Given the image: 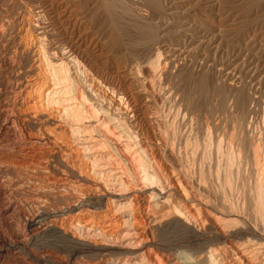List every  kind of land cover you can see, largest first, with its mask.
<instances>
[{"label": "bare ground", "instance_id": "6f19581e", "mask_svg": "<svg viewBox=\"0 0 264 264\" xmlns=\"http://www.w3.org/2000/svg\"><path fill=\"white\" fill-rule=\"evenodd\" d=\"M251 1L252 9L264 2ZM137 2L147 8L145 17L133 13L127 0H11L2 7L0 38L12 35L13 50L0 57V264H252L249 246L230 243L245 235L264 240L229 198L235 155H229L230 166L222 171V191L211 196L206 171L198 168V175L191 176L175 156L177 142L168 147L170 136L156 132L152 123L155 91L178 93L177 79L191 84L192 69L200 62L194 53L201 55L203 66L208 63L202 57L213 45L207 21L197 28L188 19L177 21L182 15L178 10L195 0ZM196 6L204 14L216 13L219 26L237 14L235 26L247 23L239 27L240 33L250 24L242 17V10L249 14V3L243 9L238 0H198ZM102 11L117 28L123 21L136 32L139 51L125 47L130 56L120 54L125 43L118 32L108 33L111 51L120 54L116 72L102 65L94 51ZM207 71L192 81L194 91L203 96L213 81ZM126 74L134 77L132 82ZM224 75L219 72L212 91L223 109L233 101L244 132L254 112L252 88L237 76L239 82L227 91L225 83H217ZM250 146L260 170L255 195L250 196L253 216L263 220V147L259 142ZM51 249L67 253L68 260Z\"/></svg>", "mask_w": 264, "mask_h": 264}, {"label": "rangeland", "instance_id": "374dc122", "mask_svg": "<svg viewBox=\"0 0 264 264\" xmlns=\"http://www.w3.org/2000/svg\"><path fill=\"white\" fill-rule=\"evenodd\" d=\"M1 1H3L1 3ZM6 5L5 0H0V9H2L0 11L1 14H4V10L5 8H7L10 3L11 0H6ZM13 1V0H12ZM127 0V4H129L128 6L132 8L133 13L135 12V14H139L141 17H145L144 14L147 13V8L145 6L139 5L137 4V0L136 1H129ZM194 1V0H192ZM198 0H195V3H191V2H186L185 3V8L184 6H182L181 9L178 10V12H180L182 15H180L181 17L177 18V21L180 23H184L187 19L186 22H191V24L195 25V27L197 28L198 26H200L201 24H205L206 21V27L209 29V38H212L211 42L213 43L212 46H208L209 49L208 52H205L203 54L202 57L207 56L208 63H206L204 66L202 65L203 62L201 61V55L196 52L194 54H196L195 58L197 57V62L198 63V67L195 66L192 71H193V79H190L189 81L191 82V84L188 82H185L181 79H177L178 82H176V90L179 93H176L175 91L172 93L168 92H161L159 89L158 91H155V93H157V101L155 104V115L153 116V127L156 130V132H158V130H161L162 132H165V136H170L169 138L167 137V140L170 141V145H168V147L170 146H174L172 144H174L173 142H177L174 147L175 148V156H177L178 160H180V165L184 166L185 168H187V170L189 171V174L192 176V174L198 175L199 171L204 169V171H206V181H207V187L208 190L210 191L209 193L212 194L211 196H214L215 193H220L222 191V181L224 179L223 177V170L224 168H226V166H230L229 162H228V158L230 157H234L236 158V154H238V151H241L239 156L237 155V158L235 160V158L232 160L235 163H231V168H233V175H232V187L228 189V194H229V198L232 200V202H236L234 203L236 209L238 208L237 212L240 216H242V218H244V221L247 224H252V226H256V228L259 230L260 233L264 234V225H262L264 223V219L261 220L262 218L258 217L256 214L255 216H253L254 214V202L253 199L251 197H254L253 194L255 193V189L257 186V182L260 179V176H258L260 174V170L258 168V164L254 159L253 156V148L252 146H250V143H256L261 144V165L264 161V2L263 5H261L258 9L255 7L252 9L253 5L251 0H238V3L241 4V6L243 7V9L247 8L248 3V10L249 14L248 17H245L247 15L244 14L245 10L243 11V15L244 16L243 19L248 20V22L250 24H248V28L246 30H242L243 32L240 33L239 31L241 30V28H239L240 26H244L247 23H239L236 26L238 27V30L236 29L237 27L235 26L236 23L234 22H238V18L237 14H235L232 18V16L230 17V19L227 22L222 23V25L219 24L214 21V19L216 18L218 20V18L216 17L217 15L214 14L213 12H209L208 14L204 12H199V8L197 9L196 6V2ZM248 1V2H247ZM132 4H131V3ZM135 3V4H133ZM2 4H4L3 6H1ZM187 5V6H186ZM247 5V6H246ZM5 8H2L4 7ZM7 6V7H6ZM133 6V7H132ZM196 6V9H194ZM263 6V7H262ZM140 7V8H139ZM192 8L194 10H192ZM135 10V11H134ZM138 10V11H137ZM185 10V11H184ZM192 12H191V11ZM259 12H257V11ZM3 11V13H2ZM140 11V12H139ZM251 11V12H250ZM183 12V13H182ZM197 12V13H196ZM253 12V13H252ZM190 13V14H189ZM201 13V14H200ZM238 13V12H237ZM247 13V12H246ZM251 13V14H250ZM0 14V15H1ZM185 14H189V15H185ZM207 14V15H206ZM210 14V16H209ZM257 14V15H256ZM101 18L103 21V24L101 23V35L97 36L95 38V41H97L98 47L96 49H94V51L96 52V54L98 55V59L99 62L104 65L105 67H111L108 68L113 72H116V70H119L118 65H117V60L120 57V54H122L123 52V56H130V48H134L136 46V32L134 30V28L129 27L127 24H125L123 21L119 22V27L117 28L114 23H112L109 19V17L107 16V13L105 12H101ZM202 15H204L202 17ZM262 15V16H261ZM2 16V15H1ZM0 16V17H1ZM189 16V17H188ZM199 16V17H198ZM207 16V17H206ZM147 17V16H146ZM188 17V18H187ZM193 17V18H192ZM196 17V18H194ZM237 17V18H236ZM259 17V18H258ZM232 18V20H231ZM257 18V19H256ZM205 20V23L203 22ZM207 19V20H206ZM241 19V21L243 20ZM259 19V20H258ZM263 19V20H261ZM108 20V21H107ZM191 20V21H189ZM203 20V21H202ZM253 20V21H252ZM240 21V19H239ZM209 22V23H208ZM260 22V23H259ZM113 24V25H112ZM226 24V25H225ZM234 24V25H232ZM257 24V25H256ZM263 24V25H262ZM122 25V26H121ZM255 25V26H254ZM112 26V27H111ZM212 28H211V27ZM224 26V28H223ZM129 27V28H127ZM187 26H184V28ZM236 27V28H235ZM120 28V29H119ZM123 28V29H122ZM195 28V29H196ZM224 30H223V29ZM235 28V29H234ZM257 28V29H256ZM178 29V28H176ZM217 29V30H216ZM259 29V30H258ZM105 30V31H104ZM112 30V31H111ZM115 30V31H114ZM131 30V31H130ZM220 30H223L222 33L220 32ZM226 30V31H225ZM229 32H228V31ZM257 30V31H256ZM110 31V32H109ZM130 31V32H129ZM235 31V32H234ZM106 32V33H105ZM113 32H118V35H120V39L122 41V43L124 44V46H122L123 48L121 49V53H116V51H111V47H110V43L108 40V37L110 33ZM109 33V34H108ZM220 33V34H219ZM240 33V34H239ZM15 34V33H14ZM228 34V35H227ZM223 35V36H222ZM236 35V36H235ZM240 35V36H239ZM243 35V36H242ZM257 35V36H254ZM7 35L5 38H0V57L3 58L4 52L7 53L9 51H12L13 49L11 48V37L12 35ZM124 37V38H123ZM129 37V38H128ZM236 37V38H235ZM263 37V38H262ZM126 38V39H125ZM214 38V39H213ZM8 39V40H7ZM132 39V40H131ZM218 39V40H217ZM236 41H235V40ZM102 40V41H101ZM127 40V41H126ZM234 40V41H233ZM238 40V41H237ZM263 40V41H262ZM6 41V42H4ZM9 41V42H8ZM216 41V42H213ZM197 39L195 41L194 39V46H197ZM220 42V43H218ZM224 42V43H223ZM260 42V43H259ZM6 43V44H5ZM217 43V44H216ZM240 43V44H239ZM247 43V44H246ZM220 44V45H219ZM224 44V45H223ZM127 45V46H126ZM134 45V46H133ZM215 45L220 46L221 50H218V48L215 47ZM130 47V48H125V47ZM214 46V48H212ZM221 46H224L223 48ZM247 46V48H246ZM8 47V48H7ZM101 47V48H100ZM99 48V49H98ZM138 48V47H137ZM136 47L134 48L136 52H138L139 48L137 49ZM219 48V49H220ZM254 48V49H253ZM256 48V49H255ZM8 49V50H7ZM216 49V50H215ZM238 49V50H237ZM263 49V50H262ZM218 50V51H217ZM223 50V52H222ZM240 51V52H239ZM263 53H262V52ZM147 52V51H146ZM145 52V53H146ZM235 52V53H234ZM237 52V53H236ZM260 52V53H259ZM216 53V54H215ZM243 53V54H241ZM262 53V54H261ZM104 54V55H103ZM115 54V55H114ZM257 54V55H256ZM119 55V56H118ZM200 55V56H198ZM205 55V56H204ZM226 55V56H225ZM232 55V56H231ZM254 55V56H253ZM258 57V58H257ZM0 58V59H2ZM112 58V59H111ZM255 58V59H254ZM211 60V61H209ZM225 60V61H224ZM232 60V61H231ZM236 60V61H235ZM240 60V61H239ZM222 61V62H221ZM107 62V63H106ZM211 62V63H210ZM218 62V63H217ZM221 62V63H220ZM223 63V64H222ZM212 66H211V65ZM226 64V65H225ZM116 65V66H115ZM180 66H182L180 64ZM179 66V67H180ZM200 67V68H199ZM204 67V68H203ZM235 67V68H234ZM203 68V69H202ZM214 72L212 73L210 71V73H208V71L206 73H208V76L211 78V80L213 79V81L210 83V88L208 89V94L204 95L201 92L194 91L195 86L194 84H192V81L194 82V79L196 80L200 75H202V73L205 74L204 71H206L207 69H209ZM213 68V69H212ZM174 69V68H173ZM178 70L177 68H175L174 71ZM214 70V71H213ZM220 70V71H219ZM241 70V71H240ZM248 70V71H247ZM217 71V72H216ZM225 71V72H224ZM219 72H223L225 75L223 77V79H218L217 83L219 84H224L225 85V89L230 91L229 87H233L236 86L234 85V83L237 84V82H239L237 79H239V77L241 78V80L243 79V81L251 86L252 90H251V94L254 98V102L252 103L254 112L251 114V116L248 118V122L245 126V134L244 132H242V123L243 122L241 120V113L239 111V109H237V107H235L233 105V101H229L228 104L226 105V107L223 109L220 107V105L218 104L219 102V97L217 95H215V93L212 91L213 90V86H214V82L216 81V77L219 74ZM212 73V74H211ZM218 73V74H217ZM230 73V74H229ZM253 73V74H252ZM203 74V75H204ZM198 75V77L196 76ZM227 75V76H226ZM228 75H231L230 79L228 78ZM232 75L235 76V80H231ZM127 81L128 82H132L134 77L126 74ZM195 76V78H194ZM239 76V77H237ZM227 77V78H226ZM237 77V79H236ZM252 77V78H251ZM261 77V78H260ZM224 80V81H223ZM222 81V82H221ZM235 81V82H232ZM248 81V82H247ZM185 82V83H184ZM187 83V85H185ZM230 83V84H229ZM232 83V84H231ZM254 83V84H253ZM188 84L190 85V87L188 86ZM213 86H212V85ZM194 87H193V86ZM253 85V86H252ZM256 85V86H255ZM180 88H179V87ZM184 87V88H183ZM188 87V88H187ZM187 88V89H186ZM191 88V89H190ZM182 89V90H181ZM261 89V90H260ZM180 90V91H179ZM190 90V91H188ZM192 90V91H191ZM188 92L187 95L186 93ZM194 94H192V93ZM159 93V95H158ZM163 93V94H161ZM172 94V95H171ZM177 94V95H176ZM192 94V96H191ZM163 95V98H162ZM175 95V96H174ZM185 95V96H184ZM184 96V97H183ZM168 97V98H167ZM170 97V98H169ZM178 97V98H177ZM189 99H188V98ZM190 100V105H186V99ZM180 99V100H179ZM192 99V100H191ZM187 100V101H188ZM193 101V102H192ZM161 102V103H160ZM183 102V103H182ZM181 106H180V104ZM193 103V104H191ZM159 104V105H158ZM175 104V105H174ZM178 105V106H177ZM183 105H185L183 107ZM196 106V107H195ZM215 107V108H214ZM161 108V109H160ZM171 108V109H170ZM187 108V109H186ZM220 108V109H219ZM229 109V110H228ZM191 110V111H190ZM160 117H159V116ZM178 115V116H177ZM164 117V118H163ZM169 117V118H168ZM184 118V119H183ZM172 119V120H171ZM220 119V120H219ZM222 119V120H221ZM155 120V121H154ZM218 121V122H217ZM221 121L223 123H221ZM240 121V122H239ZM156 122V124H155ZM161 122V123H160ZM217 122V124H216ZM240 123V124H239ZM155 124V126H154ZM167 126H166V125ZM175 124V125H173ZM219 124V125H218ZM159 125V126H158ZM191 125V126H190ZM159 128H158V127ZM216 126V128H214ZM249 126V128H248ZM157 127V128H155ZM168 127V128H167ZM210 127V128H209ZM239 127V128H238ZM163 128V129H162ZM166 129V130H165ZM209 129V130H208ZM248 130V134H247V130ZM169 132H168V131ZM215 130V131H213ZM240 130V131H239ZM161 131H159L161 133ZM175 133H174V132ZM158 132V133H159ZM207 132V133H206ZM212 132V133H211ZM214 132V133H213ZM157 133V134H158ZM168 133V134H166ZM210 133V134H209ZM243 134L240 135V134ZM178 134V135H176ZM207 135V136H206ZM206 136V137H205ZM213 136V137H212ZM235 138H234V137ZM209 137V138H208ZM177 138V139H176ZM193 138V139H192ZM195 138V139H194ZM208 138V139H207ZM217 138V139H216ZM223 138V139H222ZM226 138V139H225ZM237 138V139H236ZM189 139V140H187ZM200 139V140H199ZM212 139V140H211ZM232 139V140H231ZM247 139H250L247 140ZM176 140V141H175ZM196 140V142H195ZM206 142L204 144V141ZM247 140V141H245ZM255 140V142H254ZM259 140V141H258ZM167 141V142H168ZM173 141V142H172ZM183 141H187V142H183ZM201 141V143L198 142ZM209 141V142H208ZM245 141V144H241L242 142ZM258 141V142H257ZM203 142V143H202ZM208 142V144H207ZM220 142V143H219ZM233 142V143H232ZM181 143V144H180ZM185 143V144H184ZM215 145H214V144ZM222 143L223 147H222ZM227 143V144H226ZM169 144V142H168ZM196 144V145H195ZM199 144V145H198ZM204 144V145H203ZM207 144V145H206ZM233 144V146H231ZM249 144V145H248ZM187 145V146H186ZM212 145V146H211ZM219 147H218V146ZM221 145V146H220ZM236 145V146H235ZM181 146V147H180ZM184 146V147H183ZM195 146V147H194ZM199 146V147H198ZM204 146V147H202ZM217 146V147H216ZM230 146V147H229ZM239 148H236V147ZM194 147V148H193ZM202 147V148H201ZM216 147V148H215ZM229 149H228V148ZM184 148V150H183ZM201 148V150H199ZM235 148V149H234ZM187 149V150H186ZM196 149V150H195ZM216 149H219V151H217ZM224 151H223V150ZM226 149V150H225ZM221 150V151H220ZM231 152H229V151ZM235 150V151H234ZM246 150V151H245ZM179 151V152H178ZM188 151V152H187ZM195 151V152H194ZM198 154H197V152ZM200 151V152H199ZM213 151V152H212ZM234 152V153H233ZM170 153V151H169ZM209 153V154H207ZM233 153V154H232ZM236 153V154H235ZM212 154V155H211ZM231 154V155H230ZM181 155V156H180ZM209 155V156H208ZM221 155V156H220ZM225 155V156H223ZM230 155V157H229ZM246 156V157H245ZM181 157V158H180ZM189 157V161L188 160ZM221 157V158H220ZM223 157V158H222ZM227 157V159H226ZM238 157H240L238 159ZM180 158V159H179ZM196 158V159H195ZM184 159V160H183ZM187 159V160H186ZM226 159V160H225ZM238 159V160H237ZM223 160V161H222ZM235 160V161H234ZM242 160V161H241ZM183 163H182V162ZM202 161L204 162V165L202 163ZM213 161V162H212ZM222 163H221V162ZM193 162V163H192ZM195 162V165H194ZM224 162V164H223ZM226 162V163H225ZM212 163V164H210ZM228 163V164H227ZM239 163V164H238ZM254 163V164H253ZM208 164V165H207ZM221 164V165H220ZM227 164V165H226ZM236 164V165H235ZM256 164V165H255ZM264 164V163H263ZM205 167H203V166ZM207 165V166H206ZM219 165V166H218ZM240 165V166H237ZM188 166V167H187ZM191 166H193L191 168ZM197 166V167H196ZM201 166V167H200ZM224 166V167H223ZM264 166V165H263ZM190 167V169H189ZM240 167V168H239ZM257 167V169H256ZM200 170H199V169ZM239 168V169H237ZM248 168V169H247ZM256 170H255V169ZM197 169V170H196ZM220 171V175L219 177L217 172ZM237 169V171L235 170ZM212 170L213 174H210ZM196 171V172H194ZM240 171V172H238ZM256 171V173H255ZM210 172V173H209ZM222 172V173H221ZM192 173V174H191ZM237 175H236V174ZM246 173V174H245ZM239 174V175H238ZM208 175V176H207ZM217 175V176H216ZM216 176V177H215ZM237 176H239L237 178ZM213 177V179H212ZM221 177V178H220ZM247 177V178H246ZM251 177V178H250ZM259 177V178H257ZM218 178V179H217ZM257 178V179H256ZM215 180V181H214ZM221 182H220V181ZM236 182H235V181ZM213 181V182H212ZM239 181V182H238ZM257 181V182H256ZM211 182V183H210ZM219 182V184H218ZM238 182V183H237ZM213 183V184H212ZM245 184V185H244ZM218 185V186H217ZM234 185V186H233ZM241 185V186H240ZM255 186V187H254ZM222 187V188H220ZM238 187V188H237ZM244 187V188H243ZM217 188V189H215ZM233 188V189H232ZM215 189V190H214ZM221 189V191L219 190ZM251 189V190H250ZM233 190V191H232ZM230 191V192H229ZM244 192V193H243ZM234 193V194H232ZM247 194V195H246ZM247 197H246V196ZM252 195V196H251ZM255 195V194H254ZM251 196V197H250ZM249 197V198H248ZM239 200V201H238ZM252 200V201H251ZM243 202V203H242ZM248 202V203H247ZM240 203V204H239ZM242 203V204H241ZM245 203V204H244ZM36 205V203H34V206ZM244 205V206H243ZM238 206V207H237ZM36 207V206H35ZM257 216V217H256ZM257 218V219H255ZM258 220V221H257ZM263 221V222H262ZM260 224V226H259ZM254 226V227H255ZM245 235V234H244ZM250 238H248V237ZM245 237V239H244ZM252 237V238H251ZM250 239V240H248ZM235 240V241H234ZM232 242H230L231 244H236V246H240L242 247L243 245L247 247V255L248 259L251 260L252 264H264V240H260L259 236H249V235H245L237 239H234ZM252 240V241H251ZM253 240L257 241L254 242ZM238 241V242H237ZM245 241V242H244ZM249 241V243H248ZM263 243H262V242ZM236 242V243H235ZM240 242V243H239ZM256 243V245H254V243ZM262 245H260L261 243ZM244 243V244H242ZM248 243V244H247ZM252 246H250L251 244ZM242 244V246H241ZM250 244V245H249ZM254 245V246H253ZM260 246V249H258ZM251 247V248H250ZM257 247V248H256ZM258 249V250H257ZM250 250V251H249ZM256 250V251H255ZM262 250V251H261ZM51 251L55 254L58 255L59 257H62V259H66L68 260V254L58 250V249H51ZM58 251V252H57ZM60 253V254H59ZM254 256V257H253ZM257 259V260H256ZM259 259V260H258ZM263 260V261H262ZM36 264H42V262H36ZM45 264V263H44ZM48 264V263H47Z\"/></svg>", "mask_w": 264, "mask_h": 264}]
</instances>
